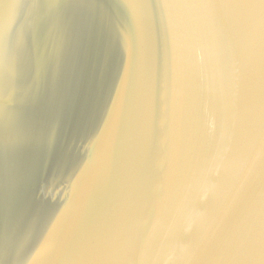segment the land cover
Listing matches in <instances>:
<instances>
[{
    "label": "water",
    "instance_id": "95a60500",
    "mask_svg": "<svg viewBox=\"0 0 264 264\" xmlns=\"http://www.w3.org/2000/svg\"><path fill=\"white\" fill-rule=\"evenodd\" d=\"M262 252L258 8L0 0V264Z\"/></svg>",
    "mask_w": 264,
    "mask_h": 264
},
{
    "label": "snow or ice",
    "instance_id": "6c2138e0",
    "mask_svg": "<svg viewBox=\"0 0 264 264\" xmlns=\"http://www.w3.org/2000/svg\"><path fill=\"white\" fill-rule=\"evenodd\" d=\"M241 3L253 8H258L262 16H264V0H240ZM264 255V252H262Z\"/></svg>",
    "mask_w": 264,
    "mask_h": 264
}]
</instances>
